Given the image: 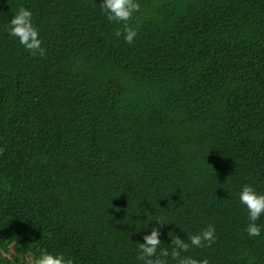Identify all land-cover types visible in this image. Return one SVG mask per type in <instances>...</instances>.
Wrapping results in <instances>:
<instances>
[{"label":"trees","instance_id":"trees-1","mask_svg":"<svg viewBox=\"0 0 264 264\" xmlns=\"http://www.w3.org/2000/svg\"><path fill=\"white\" fill-rule=\"evenodd\" d=\"M101 3L0 0V264H143L153 227L171 253L209 225L183 256L264 264L239 200L264 194V0H138L132 44ZM21 6L45 56L8 34Z\"/></svg>","mask_w":264,"mask_h":264},{"label":"clouds","instance_id":"clouds-1","mask_svg":"<svg viewBox=\"0 0 264 264\" xmlns=\"http://www.w3.org/2000/svg\"><path fill=\"white\" fill-rule=\"evenodd\" d=\"M100 7L105 11L109 21L122 23L123 28L117 29V37L123 35L127 43L132 44L137 35V30L129 22L133 20L134 14L140 11L138 0H102ZM33 13L31 10L21 6L18 12L11 18L8 34L19 40L32 56H45L46 50L42 47V40L39 30L32 21ZM239 200L248 211L249 223L246 231L250 237L261 235V227L256 223L264 215V194L258 193L253 186L245 184L240 193ZM158 224L164 223L157 221ZM172 238L171 253L167 249H160L161 231L158 227H153L150 234L143 236V243H138L139 254L137 259L143 264H169L168 257L171 256L176 264H209L205 258L197 260L191 256H183L190 247H210L215 242V227L209 225L201 232L192 235L189 241L170 234ZM158 249H160L158 254ZM27 264H74L70 257L62 252L51 253L42 249L39 257H31Z\"/></svg>","mask_w":264,"mask_h":264}]
</instances>
